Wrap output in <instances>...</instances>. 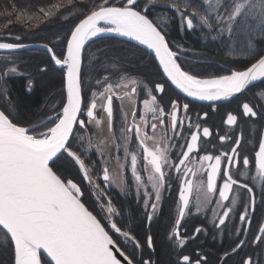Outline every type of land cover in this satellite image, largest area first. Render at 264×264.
Segmentation results:
<instances>
[{
    "label": "snow or ice",
    "instance_id": "obj_1",
    "mask_svg": "<svg viewBox=\"0 0 264 264\" xmlns=\"http://www.w3.org/2000/svg\"><path fill=\"white\" fill-rule=\"evenodd\" d=\"M153 2L154 0H149V3ZM68 3H72V0H68ZM148 6L145 4L141 8L139 0H119V6L113 3V0H102L99 7L84 14L70 30V34L65 37V49L57 53L53 47L43 45L55 65L67 69L66 101L61 103L58 111L54 106L52 114L39 124L25 127L16 121L10 112L0 110V231L12 245V264H122V262L152 264L151 260L135 261V258L110 234V232L119 234L125 241L130 242L134 249L142 247L130 230H122V227L118 226L116 217L119 213L111 200L107 201V214L98 218L82 201L83 192L78 183L68 179L58 166V161L66 156L78 166L84 178L89 179V169L82 159V153L78 154L79 147L74 144L77 126L83 130L93 121L100 125L101 120L96 116L99 107L107 114L109 132L113 129V97L117 96L114 89L120 88L121 84L109 83V77H104L103 81L97 80L98 85L101 83L104 85V91L99 95L105 98V103L98 105L97 93L93 92L91 102L83 104L82 57L86 44L93 38L110 33L147 46L155 53V58L167 79L187 96L200 100L227 99L241 93L251 82L264 80V55H259L255 62L244 70H231L227 75L201 78L191 70H185L179 62L182 50L178 45L176 51L170 47L164 28L149 18ZM170 7L179 14L181 26L187 29L194 28L195 17L203 26L209 30L215 29L221 36L227 34L231 37L238 24L245 29H259L264 34V0H216L215 5L209 0V10L202 12L196 10L188 12L187 6L182 8L175 3ZM23 47L26 45L0 41V49ZM248 47H253L251 39L248 41ZM41 70L47 71V68ZM15 71L13 67L0 75L6 76L9 72ZM129 83L133 85L131 92L124 95L131 98L137 92L135 86L137 82L130 80ZM154 89L162 94L165 91V84L156 83ZM152 91L147 89L150 99L143 100L139 122L136 120L135 110L131 113L130 123L127 120V113H123V123L127 126L119 129L118 137L123 142L125 158L130 156V173L135 183L137 201L142 200L146 211L151 209L147 219L152 220V215L157 211L163 191L174 171L178 177L181 175L183 177L179 190L178 218L172 232V237L179 239L181 246L187 237L181 236L180 227L183 218L191 212L190 196L194 189L197 193L195 200L197 213L212 205L213 197L218 191L219 198L215 200V207L211 208L214 224L218 229L226 225L234 212L235 197L231 199L230 204H225L230 199L233 186L247 190L250 199L243 206L239 221L250 226L249 213L255 211L253 188L248 183L234 179L231 171L238 168L241 161L243 167L250 166L249 157L240 152L242 138L237 136L229 151H223L218 155L211 153L199 155L201 139L212 135L210 128L207 126L201 128L199 123L192 124L191 118L187 115L189 110L187 103L181 104L173 99L170 101L171 111L166 112L164 107L158 105L157 97L152 95ZM117 98L122 99L119 96ZM149 114L152 120H158L159 127L165 128L166 133L170 132V135L159 138L156 135H149ZM207 115L203 113L199 118L206 119ZM242 115L257 117L256 106L248 102L243 103ZM82 116L86 119L81 118ZM166 119L170 120L167 125ZM237 120L238 117L229 112L225 123L233 126ZM185 124L190 130L193 128L195 130L190 131L184 144L178 145L181 150L176 162L171 157V151L177 145L170 144L169 141L183 135ZM157 127L158 124L155 122L150 124L153 133ZM133 137L141 150L146 176L138 171L137 152L129 151ZM80 139L83 140V137ZM230 139L232 138L229 136L219 137L221 143ZM100 144H103V141H100ZM92 147L94 145L89 141V148ZM96 147L103 157V148ZM120 147L118 144L117 148ZM74 148L77 150H73ZM190 163L196 167H190ZM254 164L257 175L252 179L256 180L259 177L260 180H264V136L259 140ZM120 167L123 169L125 165L121 164ZM197 173L201 176L206 174V181L194 182L191 177H195ZM240 175L243 176L244 173ZM102 178L106 183H116L122 192L127 185L122 174L118 177L110 176L108 167L103 168ZM221 180L222 184H218ZM95 188L99 189V185H95ZM103 194L104 191L100 190L97 200H100ZM102 220L107 221V227ZM203 231L202 227L197 226L192 238ZM239 231L238 228L237 232ZM258 232L259 235L255 236L253 243H264V223L258 226ZM244 243L245 241L241 240L233 251ZM146 246L149 249L153 248L151 235L146 238ZM180 261L181 264L202 262L206 264V258L193 261L189 255H183ZM243 264L259 262L249 257Z\"/></svg>",
    "mask_w": 264,
    "mask_h": 264
},
{
    "label": "flooded vegetation",
    "instance_id": "obj_2",
    "mask_svg": "<svg viewBox=\"0 0 264 264\" xmlns=\"http://www.w3.org/2000/svg\"><path fill=\"white\" fill-rule=\"evenodd\" d=\"M150 8L151 6L148 7L147 14ZM154 22L156 21L154 20ZM164 30L167 33L166 38L170 41V47H173V50L176 51V46H179L177 43L186 39V33H193L195 31V27L192 29H187L185 27L183 31L178 28V26L169 31H167L166 28H164ZM12 43L15 42L12 41ZM127 44L130 43L119 38L103 37L89 43L87 45L89 49L87 48V52L85 51L86 55L85 53L83 54V66L81 73L83 104H89L91 102L93 98V92L97 93L96 102L98 105L105 103V98H102L99 95L100 92L104 91V85L103 83L100 85L96 83L97 80L103 81L104 77H109L108 82L112 83L113 85L121 84L120 88H115L114 90L117 96L122 97V99H118L117 96L113 97V129L111 135L113 140L111 146L113 148V153L107 156L106 152L104 151V155L102 157L101 153L97 151V147H95L93 151L97 154L94 155V153L91 152L89 145L86 146V143L82 141V145H78L80 150L78 154L82 153V159L85 160L86 167H88L90 170L91 166L93 168L97 166L98 169H100L101 166L108 167V169L110 168V165H113L114 167L117 166L116 169H114V173H110V176L118 177L122 174L124 179L127 181V185L125 186V190L122 192L117 184L114 183L117 189L120 190H114V195L117 197V200H120L121 202H129L130 205H126L125 208H131V205H134L135 210L133 211L131 208L129 215L124 216V218H127L130 223L136 225L139 223L138 221L144 222L145 227L143 233H148V235L153 237V248L149 249L147 247L148 250H175L177 252V264H181L180 258L183 255H189L193 261L206 258V264H243V261L249 257H251L253 261H258L259 264H264V243H253L255 236L259 235L258 226L264 223V180H260L259 177H257L256 180L252 179V177L257 175L254 164L255 152L258 150L260 138L264 136V80L258 84L246 88L238 95H235L229 99L227 98L217 101L200 100L195 97H189L186 93H183L180 89L176 88V86L167 79L166 75L163 73V69L149 51L145 49L138 50L135 48L130 49V52L122 51L121 48L128 47ZM113 46L114 49H111ZM87 53H90L95 57L93 60L94 64L88 67ZM7 55L11 54L3 53L0 54V57ZM183 59L185 58L181 54L179 62L185 70H189L183 65ZM231 70H243V68L231 66L226 69L225 75L230 74ZM64 73L65 72H62V96L65 99L66 94L64 86ZM210 75L211 76H207V74H205L204 76H199L201 78H211L213 76H217L218 74L212 72ZM17 77L24 78L22 75ZM130 80H135L137 82L135 85L137 87V92L133 94L131 98L124 95L125 93L131 92L133 85L129 83ZM27 82L28 80L26 79L25 88L26 90H29ZM156 83L165 84V91L162 94L155 91L154 85ZM124 85L127 86L125 87ZM147 89L153 90L152 95H156L158 105L164 107L166 112L171 111L170 101L173 99L178 100L181 104L187 103L189 104L187 115L191 118L192 124L195 125L199 123L201 128L204 126L210 128L212 135L208 138L201 139V152L199 155L208 153H211L212 155H218L223 151H229L235 138L237 136L242 138V147L240 148V152L242 155L249 157L250 166L248 168L243 167L241 161L240 166L238 168H233L231 171L233 173L234 179L240 180L241 183H248L249 186L253 188V193L255 195V211L249 213L251 217L250 226L247 223L242 224L239 221V214L241 211H243V206L247 204L250 199L247 190L233 186V191L230 193V199L229 201H226L225 204H230L231 199L235 197L236 204L233 206L234 212L226 222V225L221 226V228L218 229L215 227L214 214L211 211V208L215 207V200L219 198L218 191L213 197L212 205H210L208 209H202L199 213H197L195 210V200L197 193L194 189L190 196L191 212L186 214V216L183 218L180 227L181 236L187 237L186 242L183 246H181L179 239L172 237V232L175 227V220L178 218L180 207L179 190L180 182L183 177L182 175L178 177L174 171L172 172L171 178L168 181V185L163 191L162 200L158 205L157 211L152 215V220L149 221L147 219L148 212H151V209L149 208L146 211L143 208L142 200L139 202L137 201L135 195V183L134 180H132L130 173V156L125 158L122 147L123 142L118 139L119 129L122 126H127L123 123V113H127V120L130 123L132 121L131 113L133 110H135L136 120L139 122L140 115L143 111V100L150 99ZM32 90L33 89H31V91ZM245 102L256 106V110L258 112L257 117L252 118L242 115V104ZM229 112L238 117L237 123L233 126H229L225 123L227 114ZM203 113H207L208 115L206 119L201 120L199 117ZM96 116L97 119L101 120V122L103 117H106L108 122L107 114L102 108L98 107ZM81 118L86 119V117L83 116ZM148 120L149 135H156L157 138L170 135V132L166 133L165 128L159 127L158 120H152L150 114L148 116ZM38 122L39 121H37V123ZM152 122L158 124L155 133H153L150 128V124ZM165 123L166 125L169 124L170 120L166 119ZM34 124L35 123H32L31 125ZM141 126L143 127V125ZM99 127L100 125H97L95 121H93L91 124H87V127L83 130H94L98 128L97 134L99 135L102 134V131L105 133L107 132L104 129V126H101V129ZM78 128L79 127L77 126V129ZM191 130L195 129L193 128ZM191 130L187 127V124H185L183 135L181 137L175 138L172 141H169L170 144L177 145V147H174L171 151V157L174 161L178 162L177 156L181 150L178 145H182L186 142ZM220 136H229L232 139L221 143L219 140ZM149 143L151 145V142ZM106 144L107 143L105 142H103V144L96 142L94 143V146H99L102 148V146ZM118 144L121 145L120 148H117ZM73 150L77 149L74 148ZM129 151L137 152L139 160L138 171H140L142 175L146 176V172L143 170L142 153L134 137L130 143ZM121 164L125 165L123 169L120 167ZM189 166L193 168L196 167V165L191 163ZM240 173H244V175L241 176ZM102 177L103 172L99 174L97 171H94V175L92 176V179H94V188L91 192L85 191V193H83V200H87L86 198L97 200V195L100 193V190L104 191V194L101 195L100 200L103 199L102 197H105L107 200L109 199L108 194H111L110 183L104 182ZM191 178L197 183L201 180L206 181V174L201 176L200 173H197L195 177ZM218 184H222V180L218 181ZM95 185H99V189L95 188ZM86 189H89L88 186H86ZM86 189L85 185L84 187H81L83 192ZM119 204L121 203H117L118 207L121 208L122 205L119 206ZM86 205L95 214V211L87 203ZM140 209H144L145 214L141 216L139 213L137 216H135V212ZM97 216L100 218L99 214ZM122 221H124V223L126 222L125 220ZM197 226L202 227L204 231L196 235L195 238H192ZM238 228L240 229L239 232H237ZM137 231V228H133L131 230L132 233ZM159 234L162 237L161 242L156 243L154 241V236ZM166 240L171 246L166 244ZM241 240L245 241V243L240 248L236 249V251H233V249L236 248V245ZM8 242L10 241L8 240ZM6 247L7 249L9 248L8 244ZM12 262L13 260H9L8 258V252H4L3 245L0 246V264H12Z\"/></svg>",
    "mask_w": 264,
    "mask_h": 264
},
{
    "label": "trees",
    "instance_id": "obj_3",
    "mask_svg": "<svg viewBox=\"0 0 264 264\" xmlns=\"http://www.w3.org/2000/svg\"><path fill=\"white\" fill-rule=\"evenodd\" d=\"M154 1L159 4L175 3L181 7L187 6V9L190 10H196L198 12L204 11L202 0ZM101 2L102 0H72V3H68V0H0V37H5L6 35L13 37L17 35L26 36L29 28L38 25L40 38L33 37V39L37 42L50 44L54 51L59 53L65 47V37L70 34V30L79 22V19H82L84 14L94 10L95 7H99ZM161 10L163 8L158 5L152 6L148 11V15L153 19L154 12L156 13ZM246 30L247 32L245 33L244 31L239 35L235 33L233 37L223 41L220 36H216L212 41L208 40L204 42V40H200L194 36V33H186L185 40L193 48L205 50L213 59L220 63L229 62L232 67L245 68L257 59L259 55L264 54V42L260 40V38L264 37V34L259 29L248 28ZM212 34L214 36L217 34L215 29H212ZM57 37H61L59 42L55 45L51 44V40ZM238 37H242L244 40L246 39V45L244 44V40L237 42L236 38ZM250 39L253 44L251 48L248 47V41ZM23 59L25 60L24 64L30 67L35 74L41 77L45 76L46 79L48 77V80H51L45 86L39 85V82H37L36 87L31 92H28L25 88V78H12L10 80L9 96L13 108L16 111L15 113H17L18 118L16 119L21 124H31L39 118L40 110L52 92H59L62 95L63 76L50 64V59L45 53L27 52L24 54ZM45 66L47 67V71H40ZM51 69L59 73L56 79L54 78L55 76L51 75ZM219 70L213 73L219 75L224 71L223 69ZM61 166L63 170L67 169L70 171V168H67L68 166H64L63 164ZM134 228L138 230L134 232L135 236L144 244V223L140 222V224H135ZM161 238L160 234L155 235L154 241L159 243L161 242ZM171 255V252L166 249H155L154 252L144 249L141 256L154 257L155 264H177V261ZM8 258L10 260V255Z\"/></svg>",
    "mask_w": 264,
    "mask_h": 264
},
{
    "label": "rangeland",
    "instance_id": "obj_4",
    "mask_svg": "<svg viewBox=\"0 0 264 264\" xmlns=\"http://www.w3.org/2000/svg\"><path fill=\"white\" fill-rule=\"evenodd\" d=\"M113 3H115L117 6H119V0H113ZM202 3L204 5V11L209 10V0H202ZM210 3L212 5H215L216 0H210ZM145 4H148L149 5L148 7L157 6L156 1H154L153 3H149V0H139V5L141 8L144 7ZM163 5H171V4H163ZM187 11L192 12L193 10L187 9ZM153 15H154L153 20H155L163 28H166L167 31L174 29L176 26H178V28H180L182 31L185 29V27L181 26L179 14L175 11V9H173L171 7H164L163 10L156 12V13L154 12ZM193 19H194V24H195V26H194L195 31L193 33H194V36L198 37L200 40H204V42H206L208 40L212 41L214 39V37H216V36H220L222 41L225 39H230V37L227 34L221 36L217 33L216 30L215 31L217 34L214 36L212 34V30H209L208 28L203 26L201 23H199L198 18L194 17ZM241 26L242 25H240V24L237 25V27L234 30L231 37H233V35L235 33H236V35H239V34L243 33V31H244V33L247 32V30L245 28L243 29V27H242V31H241ZM38 31H39V27H38V25H36V26L29 28V30L26 33V36H18L17 35V36L13 37L10 35H6L5 37H0V41L9 42L12 40L13 42L20 43V44L40 43V44H45V45L52 47L48 43L37 42L36 40L33 39V37L40 38ZM103 37H108V36H105V35L100 36V37L95 38V39L91 40L90 42H88L85 46L83 54L87 50V48H88L87 45L89 43H91V42H93L99 38H103ZM60 38L61 37L53 38L51 40V44L55 45L57 42H59ZM119 39H121V38H119ZM122 40H124V39H122ZM236 40H237V42H242L244 39L242 37H238V38H236ZM260 40L264 42V37L260 38ZM124 41L129 42L130 44H127L128 47H122L121 48L122 51L130 52V49H134V48L138 49V50L144 49L132 41H129V40H124ZM182 42L177 43V44H179V47L182 50L181 54L185 58L182 60L184 62V64L183 63L182 64L186 68L191 70V72L193 74H197V75H201V76H204L205 74H207V76H211L210 73L218 72V71H220L219 69H223L224 71L219 75H225L226 69L231 67V64H229V62L228 63H220V62L216 61L215 59H213L207 52H205V50L193 48L192 45L191 46L189 45L187 40L184 39ZM10 43H12V42H10ZM246 43L247 42L245 39L244 44L246 45ZM244 44L242 43V45H244ZM64 49H65V47H64ZM111 49H114V46L111 47ZM32 51H33V53L40 52L42 54H44V53L47 54V56L50 59V64L56 69V71L61 73V76H63L62 72H65V69H60L55 65V63L51 60V57H50V54L48 53V51L46 49H43V48H33V49H26V50H20V51H12V52H0V54H3V53L11 54V55L0 57V74H2L6 69H10L13 67L16 69L15 72H9L6 76L0 75V110H6V112H10L11 116H13V118H15L16 121H18L16 119V118H18L17 113H15L16 111L13 108V105L11 103V99L9 96L10 80L12 78H18L17 76L22 75L25 79L28 80V82H27V85L29 88V90L27 89L28 92H31V89L36 87L37 82H39V85L45 86V85H48L50 83L49 81H51L50 79L48 80V77L46 79L45 76H42V77L40 75L38 76L37 74H35V72L32 71V69L30 67H27L26 64H24L25 63V60L23 59L24 54H26L27 52L31 53ZM16 52H18V53H16ZM87 54H88V59H87V67H88V66L94 64L93 60L95 57L93 55H91L90 53H87ZM85 55H86V53H85ZM254 62H255V60L252 63H254ZM249 65H251V64H249ZM82 66H83V57H82ZM44 68H47V67L45 66V67H42L41 69H44ZM245 68H243V70ZM41 69H40V71H42ZM56 71L54 69H51V71H50L51 75L55 76L54 77L55 79L57 76H59V73ZM81 73H82V68H81ZM64 78H65V73H64ZM63 101H66V95H65V99H64V97L59 92H57V93L52 92L50 94V96L46 99V101L44 102V105L42 106L40 113H39V118L35 122H33V123H35L34 125L39 124L48 115H51L54 106H55V110L58 111L59 107ZM37 121H39V122L37 123ZM18 122H20V121H18ZM21 122H23V121H21ZM31 124L22 123L21 125L22 126L26 125L25 127H30V126H32ZM101 126H104V129L107 132L105 133L102 131V134H100V135L97 134L98 128H96L94 130L93 129L80 130L78 128L74 144H76L77 146L80 144L82 145V141H84L86 143V146H88L89 141H91V143L93 145L96 142L103 141V142L107 143L106 145L102 146L103 150L106 152L107 156L111 155L113 153V148L111 147L112 141H113L112 137H111L112 131L109 132V130H108V122L106 120V117H103V120L100 123V127H99L100 129H101ZM81 136L83 137V140L80 139ZM95 147L96 146L91 148V152L94 153V155L97 154L93 151L95 149ZM62 164L64 166H68L67 168H70L69 169L70 171H68L67 169L63 170L62 169L63 167L61 166ZM91 165H93V164H91ZM58 166L60 167V170L64 173V175L68 179H73L74 181H76L78 183V185L80 187H84V185H85V189H86V186H88L89 189L84 190V192L82 191L83 193H85V191L91 192L93 190L94 179H92V176L94 175V171H97L99 174H101L103 172L102 168H104L101 166L100 169H98L97 166L94 168L91 166V168L89 170V179H85L82 172L80 170H78V166L75 165L74 162L66 156L62 157L61 160L58 161ZM116 167H114L113 165L112 166L110 165L109 171L111 174L114 173V169H116ZM98 182H99V180H98ZM110 188H111V194H108V197L111 200L113 206L115 208H117L116 210L119 213V216L116 217V219L118 221V226H121L122 230H126V231L130 230V232H131V230L134 228L135 224L130 223V221L127 218H124V216L129 215L131 208L133 211L135 210L134 205L132 204L131 208L130 207L125 208L126 205H128V206L130 205L129 202H121L120 200H117V197H115V195H114V190H116V191H120V190L117 189V187L115 186L114 183H110ZM102 198L103 199L98 200V201L94 198H93L94 200L89 199V198H86L87 200L84 199L85 202L95 211V214L96 215L99 214L100 218L107 214L106 213V206H107L108 200L105 197H102ZM84 200L82 199L83 202H84ZM117 203H121V204H119V206L122 205L121 208L118 207ZM101 205H104V207H102ZM139 213L141 216H143V214H145L144 209H140L137 212H135V214H136L135 216H137ZM122 220H125L126 222L124 223V221H122ZM102 222L105 223V225L107 227V221L102 220ZM135 222H136V220H135ZM138 222L140 224V222H142V221H138ZM144 227H145V225H144ZM111 234L113 235V238L116 239L118 241V243L122 246V248L125 249L127 253L131 254L135 258V261L151 260L152 264H155L154 257H142L141 256L143 254V250L147 249L146 238L148 236V233L147 234L143 233L145 235V243L144 244L136 237L142 245V247L140 249H134L132 244L130 242L125 241L123 239V237H121L119 234H117L115 232H111ZM132 234L135 235L134 233H132ZM7 244L9 247L8 249L6 247ZM166 244L171 246L167 242V240H166ZM2 245H3L4 252L5 253L8 252V256H9V251H10V259L13 260L12 246H10L11 244H10V242H8L5 234H3L2 231H0V246H2ZM166 250H168V249H166ZM168 251L171 252V254H172L171 256L176 261L177 260V255H176L177 252L175 250H168ZM151 252H154V251L151 250Z\"/></svg>",
    "mask_w": 264,
    "mask_h": 264
},
{
    "label": "water",
    "instance_id": "obj_5",
    "mask_svg": "<svg viewBox=\"0 0 264 264\" xmlns=\"http://www.w3.org/2000/svg\"><path fill=\"white\" fill-rule=\"evenodd\" d=\"M160 7H170V5H163V4H161V5H159ZM105 36H109V37H116V38H121V39H124V40H129V39H126V38H123V37H121V36H118V35H115V34H106ZM129 41H132V42H134V43H136V44H138L139 46H141L142 48H144L145 50H147V51H149L154 57H155V53L152 51V50H150V49H148L147 48V46H145V45H141V44H139V42H136V41H133V40H129ZM23 45H26V47H23V48H18V49H8V50H4V49H0V52H12V51H20V50H26V49H33V48H43V49H46L45 47H43V45H45V44H40V43H33V44H23ZM47 50V49H46ZM264 55V54H263ZM156 59V58H155ZM157 60V59H156ZM157 62H158V64H159V61L157 60ZM58 68H60V69H65V93H66V72H67V69H66V67H61V66H59V65H56ZM250 66V65H249ZM261 81H263V80H258V81H253V82H251L246 88H248V87H250V86H252V85H255V84H258V83H260ZM244 91V90H243ZM236 95H238V94H236ZM234 97V96H233ZM230 98H232V97H230ZM229 99V98H228ZM122 259V258H121ZM122 264H126V262H122Z\"/></svg>",
    "mask_w": 264,
    "mask_h": 264
},
{
    "label": "bare ground",
    "instance_id": "obj_6",
    "mask_svg": "<svg viewBox=\"0 0 264 264\" xmlns=\"http://www.w3.org/2000/svg\"><path fill=\"white\" fill-rule=\"evenodd\" d=\"M108 35L110 34V33H107ZM104 35H106V34H103V35H101V36H104ZM100 37V36H99ZM96 38H98V37H96ZM123 38H126V39H129V38H127V37H123ZM93 39H95V38H93ZM130 40V39H129ZM134 41V40H133ZM137 42V41H136Z\"/></svg>",
    "mask_w": 264,
    "mask_h": 264
}]
</instances>
